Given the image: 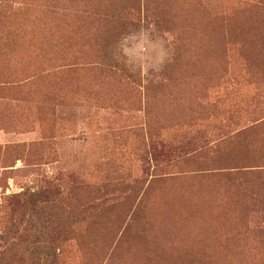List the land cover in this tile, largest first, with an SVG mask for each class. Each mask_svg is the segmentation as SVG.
<instances>
[{
    "label": "rangeland",
    "instance_id": "1",
    "mask_svg": "<svg viewBox=\"0 0 264 264\" xmlns=\"http://www.w3.org/2000/svg\"><path fill=\"white\" fill-rule=\"evenodd\" d=\"M0 67V264L264 252V216L171 205L225 188L219 168L241 159L213 150L264 117V0H0ZM24 190L45 196L43 215L18 208Z\"/></svg>",
    "mask_w": 264,
    "mask_h": 264
},
{
    "label": "trees",
    "instance_id": "2",
    "mask_svg": "<svg viewBox=\"0 0 264 264\" xmlns=\"http://www.w3.org/2000/svg\"><path fill=\"white\" fill-rule=\"evenodd\" d=\"M108 58L109 57L105 55V59ZM114 62L116 64L112 69H115V71H112L114 74L121 72L128 78L133 79V82L138 80V75L129 70L126 65L122 64L120 61ZM11 90L12 88L9 87H0V92L2 93H6ZM44 100L47 102V100L50 99L45 97L43 98V101ZM41 101L42 99L39 100V103H41ZM11 105L10 101H0V123L6 124V120L12 119L10 111ZM44 107L45 102L41 105L42 111ZM236 122L237 123H235V125L240 128L233 134H227L225 136L227 140L225 139V142H219V145L213 150L215 153H219L217 150L220 147L231 146L236 149V151L233 150L231 156H234L235 159H241L237 164L235 162L234 165L219 168L220 172L217 175V178H225L227 180V182H225L226 187L222 188L216 184L213 186L214 190L211 194L210 190L207 188L206 190H201L199 188L201 190L199 194H202V196L199 197L198 200L189 204V197L185 196L180 199L182 200L181 203L185 205L171 204L174 206L175 210H178V207L180 206L188 207L191 217L197 216L195 217L196 219H200L202 216L203 218H206L207 216L210 217L218 215L211 214L213 213L211 211L212 207L221 211L224 210L223 208L229 209V212L221 214L225 215V217H238L240 214L241 216H250L251 214L264 216V117H259V119L251 121V124L247 126H245L243 119H238ZM223 131L227 132V129L224 127ZM206 149L209 150L211 148L207 145L204 150ZM242 157L249 158V160H242ZM3 174L2 177L4 178ZM220 181L221 180H219L218 183ZM0 187L3 188L4 184L0 185ZM206 191L211 196L210 200H208V197L206 196ZM29 193L30 192L27 190H24L19 195L13 196L12 200H15L18 204V208L22 210H25L28 207L30 209L32 204H34L39 207L38 212L43 215L45 212L44 206H49L50 203L45 199V196L39 192H37V194ZM24 213H28V211L26 212L25 210ZM24 216L27 218V214ZM101 220L104 219H98L97 221ZM95 221L96 219H91L90 222ZM227 263L235 264L233 261H225V264ZM236 264L240 263L236 262Z\"/></svg>",
    "mask_w": 264,
    "mask_h": 264
},
{
    "label": "crops",
    "instance_id": "3",
    "mask_svg": "<svg viewBox=\"0 0 264 264\" xmlns=\"http://www.w3.org/2000/svg\"><path fill=\"white\" fill-rule=\"evenodd\" d=\"M230 255H229L228 259H226V260L236 261V262L251 261V260L252 261H258V262H264V252H260V253H243V252L237 253L236 252L235 255L234 254H230Z\"/></svg>",
    "mask_w": 264,
    "mask_h": 264
}]
</instances>
